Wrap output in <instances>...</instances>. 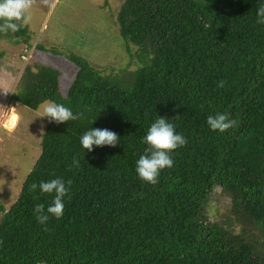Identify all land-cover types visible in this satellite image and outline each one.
Instances as JSON below:
<instances>
[{
  "label": "trees",
  "instance_id": "1",
  "mask_svg": "<svg viewBox=\"0 0 264 264\" xmlns=\"http://www.w3.org/2000/svg\"><path fill=\"white\" fill-rule=\"evenodd\" d=\"M257 7L256 0H123L119 34L146 63L127 86L79 55L36 44L76 65L67 94L59 93L58 69L27 63L9 100L35 109L50 99L82 116L47 121L16 200L0 206V264H264V25L255 22ZM0 37L31 38L28 25ZM217 112L237 126L210 130L206 118ZM157 115L187 143L152 185L137 177L135 161ZM88 127L112 130L120 143L84 152L79 138ZM57 176L71 180L64 213L41 225L34 205L47 207L51 195L30 186ZM216 188L227 214L209 222Z\"/></svg>",
  "mask_w": 264,
  "mask_h": 264
},
{
  "label": "rangeland",
  "instance_id": "2",
  "mask_svg": "<svg viewBox=\"0 0 264 264\" xmlns=\"http://www.w3.org/2000/svg\"><path fill=\"white\" fill-rule=\"evenodd\" d=\"M123 0H32L28 42L0 37V206L16 200L21 184L41 152V134L46 118L36 108L10 101L27 63H42L60 71L59 93L67 94L77 71L57 48L87 59L111 80L127 86L132 72L146 63L136 60V47L119 34L116 14ZM139 66V67H138ZM12 117H15L13 120ZM37 117V118H36ZM10 125V126H6ZM208 221L227 214L223 193L216 188L206 206ZM0 211V220L2 218ZM46 264V263H38Z\"/></svg>",
  "mask_w": 264,
  "mask_h": 264
},
{
  "label": "clouds",
  "instance_id": "3",
  "mask_svg": "<svg viewBox=\"0 0 264 264\" xmlns=\"http://www.w3.org/2000/svg\"><path fill=\"white\" fill-rule=\"evenodd\" d=\"M256 2L258 7L255 22L264 25V0ZM31 6L32 0H0V32L15 33L20 27L27 25L31 18ZM223 84L224 81L221 80L217 87H222ZM36 112L37 117L46 118L48 122L57 124L77 120L82 116V113H73L65 104L50 99L43 100L36 108ZM206 123L210 130L223 133L237 126L238 121L230 118L228 113L217 112L207 116ZM119 138L114 131L107 128L88 127L80 136L79 143L84 152L85 150L91 152L93 146H116L120 143ZM142 143L145 147L135 161V173L141 181L155 185L161 170L172 167L173 150L185 145L187 139L182 133L175 131L174 124L165 116L157 115L142 137ZM70 184L71 180L57 176L30 186L32 189L38 187L40 193L51 195V202L47 207L43 203L34 205V216L39 224L46 226L50 218L59 219L63 216L64 198L69 192Z\"/></svg>",
  "mask_w": 264,
  "mask_h": 264
}]
</instances>
